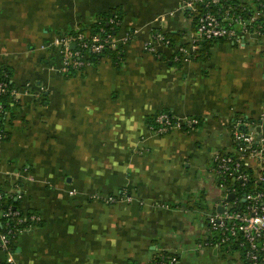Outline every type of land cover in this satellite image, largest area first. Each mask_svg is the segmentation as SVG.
<instances>
[{"label": "crops", "instance_id": "1", "mask_svg": "<svg viewBox=\"0 0 264 264\" xmlns=\"http://www.w3.org/2000/svg\"><path fill=\"white\" fill-rule=\"evenodd\" d=\"M185 1L0 0V67L19 92L0 140V192L40 217L14 241L18 264H153L163 251L176 264H245L236 249L198 244L221 196L214 154L229 149L236 116L264 117V33L177 60L194 28ZM115 9L118 61L64 72L55 40L89 34ZM157 33L176 42L145 49ZM162 111L200 125L155 133Z\"/></svg>", "mask_w": 264, "mask_h": 264}, {"label": "built area", "instance_id": "2", "mask_svg": "<svg viewBox=\"0 0 264 264\" xmlns=\"http://www.w3.org/2000/svg\"><path fill=\"white\" fill-rule=\"evenodd\" d=\"M259 9L255 8L252 16L243 20L240 15L235 16L230 8L222 11L221 0H186L185 7L198 15V20L189 46H178L177 60H190L192 52L198 48L201 41L228 39L233 43H242L248 34L260 35L264 33V25L255 23L264 16V2L255 0ZM112 18L111 22H115ZM115 35L106 37L94 35L86 40L80 33L76 36L63 35L55 40L63 55V71L71 73L83 69L88 62L89 52L101 53L105 47H118ZM127 35L122 43H127ZM76 43L72 48L71 44ZM154 44V45H151ZM171 46L172 41L162 33H157L152 43L145 45V49L154 51L155 45ZM87 58L85 59V57ZM11 78L5 74L0 80V140L5 133V104L3 97L16 98L19 95L17 88L10 87ZM200 124L198 117L179 118L177 115L162 111L156 115L151 129L158 134H166L175 128L193 130ZM231 145L229 152H216L212 158L211 170L221 190L220 199L215 203L213 210L208 212V229L212 236L198 244L199 247L224 246L228 250L236 249L243 253L248 264H264V117L252 119L245 116H236L231 125ZM233 194L234 197L230 198ZM105 203L113 204L122 199V196L95 195ZM130 199V197H127ZM2 194H0V204ZM222 206L223 211L218 207ZM6 218L16 219V223H6L7 229L0 222V250L6 254L5 264H18L15 252L12 249L11 239L17 233L31 227V222H37V214L29 216L30 225L22 228L27 220L21 216V211L9 207L3 212ZM18 224V225H17ZM215 233H218L216 235ZM177 255L161 253L153 264H176Z\"/></svg>", "mask_w": 264, "mask_h": 264}, {"label": "trees", "instance_id": "3", "mask_svg": "<svg viewBox=\"0 0 264 264\" xmlns=\"http://www.w3.org/2000/svg\"><path fill=\"white\" fill-rule=\"evenodd\" d=\"M262 1L264 2V0H262ZM220 4H221L220 6L222 8V11H224L227 8H230L231 12L233 14H235V16L240 15L243 20L249 19L252 16V14L254 13L255 8L256 9L260 8L255 0H221ZM188 11H189L190 15L193 17V21H194L193 30H194L196 27V24H197L198 15L196 13H193L189 9H188ZM112 18H116L115 22H111ZM120 19H121V13L119 10L115 9V10L110 11L109 13L99 15L96 18V21L93 24H91V26L89 28V30H90L89 34L85 33L86 29L79 27L77 30L74 29V30L67 32L66 35L76 36V35L82 33L85 35L86 40L90 39L94 35H100L101 37H106L107 34L115 35L117 33V29L119 27L118 22H120ZM255 23H257V24L261 23L264 25V16H261L257 21H255ZM165 35L172 41V45L176 42L175 35H173L171 33H166ZM220 41L232 42L231 40H228V39L201 41L198 45V48L192 52L191 59H195L197 57H203V58L207 57L210 54L211 48L214 46V44L217 42H220ZM183 45L189 46L188 43H186V44L184 43ZM120 49H121L120 47H118V48L105 47L101 53L89 52L88 60L90 62H97L98 59L101 57L110 56L114 61H118V59L121 57ZM74 72L75 71H72L71 73H74ZM71 73H69V74H71ZM5 74L9 75V78H11L10 73L8 72V69L0 67V80H2L4 78ZM11 86H14L13 82L10 83V87ZM8 99H9L8 96L3 97V102L5 104V111L8 109V106H9V104H8L9 100ZM159 113H157V114H159ZM156 115L152 118V121H150L151 125L154 124ZM5 119H6V117H5ZM4 128H5V125H4ZM5 133H6V131H5ZM5 138H6V136H5ZM229 150H230V147L228 150H226V151L223 150L220 152L225 153V152H229ZM216 180L219 182V178ZM0 194H2V203L0 204V222L3 225V228L7 229L6 223H9L12 225L14 223H16V219L6 218L3 216V212L6 209H8L9 207H12L13 209L14 208L18 209L19 211H21V216L26 218L27 223L21 225L22 228L29 226L31 221H29L28 218L30 215L35 214V213L23 212L19 207V201L16 199L17 196L15 194H7L5 192H0ZM34 224H36V222H31V225H34ZM18 235H19V233H17L11 239V245H12V249L14 251H15L14 241ZM161 253L165 254L166 256L167 255H171V256L176 255L175 253H172L170 251H163V252L158 253L156 255L155 259Z\"/></svg>", "mask_w": 264, "mask_h": 264}, {"label": "water", "instance_id": "4", "mask_svg": "<svg viewBox=\"0 0 264 264\" xmlns=\"http://www.w3.org/2000/svg\"><path fill=\"white\" fill-rule=\"evenodd\" d=\"M71 47H72V48H75V47H76V43L73 42V43L71 44ZM233 197H234V195L231 194V195H230V198H233ZM218 209L221 210V211H223V207H222V206L218 207Z\"/></svg>", "mask_w": 264, "mask_h": 264}, {"label": "rangeland", "instance_id": "5", "mask_svg": "<svg viewBox=\"0 0 264 264\" xmlns=\"http://www.w3.org/2000/svg\"><path fill=\"white\" fill-rule=\"evenodd\" d=\"M218 189H219L218 191H220V187H219V186H218ZM219 197H220V194H219ZM212 210H213V208H212L209 212H211ZM215 234L218 235V233H215ZM239 253H240V251H239ZM240 254H241V253H240ZM238 255H239V254H238ZM241 255H242V254H241ZM237 257H238V258L241 257V258H239V259H241V261L243 260V261L245 262V260H244L245 258H243V256H240V255H239V256H237Z\"/></svg>", "mask_w": 264, "mask_h": 264}, {"label": "flooded vegetation", "instance_id": "6", "mask_svg": "<svg viewBox=\"0 0 264 264\" xmlns=\"http://www.w3.org/2000/svg\"><path fill=\"white\" fill-rule=\"evenodd\" d=\"M208 215V213H207ZM207 215H206V219H207ZM207 221V220H206ZM207 226H208V222H207ZM245 260V259H244ZM245 264H248L247 261L245 260Z\"/></svg>", "mask_w": 264, "mask_h": 264}]
</instances>
